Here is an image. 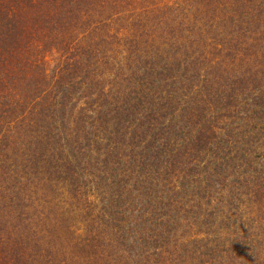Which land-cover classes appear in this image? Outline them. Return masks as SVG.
Listing matches in <instances>:
<instances>
[{"label": "trees", "instance_id": "1", "mask_svg": "<svg viewBox=\"0 0 264 264\" xmlns=\"http://www.w3.org/2000/svg\"><path fill=\"white\" fill-rule=\"evenodd\" d=\"M0 264H264V0H0Z\"/></svg>", "mask_w": 264, "mask_h": 264}]
</instances>
